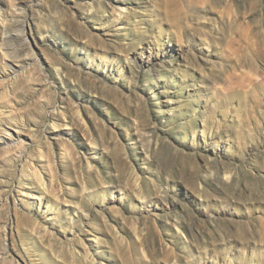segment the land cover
Segmentation results:
<instances>
[{
  "label": "rangeland",
  "instance_id": "rangeland-1",
  "mask_svg": "<svg viewBox=\"0 0 264 264\" xmlns=\"http://www.w3.org/2000/svg\"><path fill=\"white\" fill-rule=\"evenodd\" d=\"M0 264H264V0H0Z\"/></svg>",
  "mask_w": 264,
  "mask_h": 264
},
{
  "label": "bare ground",
  "instance_id": "bare-ground-1",
  "mask_svg": "<svg viewBox=\"0 0 264 264\" xmlns=\"http://www.w3.org/2000/svg\"><path fill=\"white\" fill-rule=\"evenodd\" d=\"M37 176L39 177V180H40V182H41L40 184H43V181L41 180V176H40V174H38Z\"/></svg>",
  "mask_w": 264,
  "mask_h": 264
}]
</instances>
